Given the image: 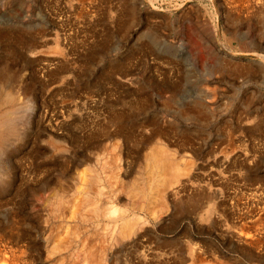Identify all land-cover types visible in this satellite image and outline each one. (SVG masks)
I'll use <instances>...</instances> for the list:
<instances>
[{"label":"rangeland","instance_id":"374dc122","mask_svg":"<svg viewBox=\"0 0 264 264\" xmlns=\"http://www.w3.org/2000/svg\"><path fill=\"white\" fill-rule=\"evenodd\" d=\"M6 90L0 264H264V0H0Z\"/></svg>","mask_w":264,"mask_h":264},{"label":"bare ground","instance_id":"6f19581e","mask_svg":"<svg viewBox=\"0 0 264 264\" xmlns=\"http://www.w3.org/2000/svg\"><path fill=\"white\" fill-rule=\"evenodd\" d=\"M128 4V3H127ZM126 24V23H125ZM17 35V34H16ZM32 38V37H31ZM32 43V42H31ZM31 45V44H30ZM31 50V49H30ZM31 52V51H30ZM11 90V89H10ZM4 92V91H3ZM19 92V91H18ZM1 100H0V148H2L3 147V145H4V142H5V136L6 135H12V134H16L17 133V128H16V126L14 125V119L12 118L13 117V114H15V111H14V109L15 108H13V109H8V110H5V108H3V107H5V106H11L10 108H12V107H15L14 105H15V100H14V96L12 95V92L11 91H8V90H6L5 91V93H4V96L2 97V98H0ZM28 106V105H27ZM22 107V106H21ZM20 108V107H19ZM18 108V109H19ZM22 109V108H21ZM27 108L25 107L24 109H22V110H26ZM22 110H20V111H22ZM23 111V112H24ZM14 112V113H13ZM19 115H20V113H19ZM15 118V117H14ZM20 120V119H19ZM50 124V123H49ZM53 130V129H52ZM54 131V130H53ZM126 132V131H125ZM89 136V135H88ZM56 139V138H55ZM76 140V139H75ZM57 141V140H56ZM59 142V141H58ZM52 144V143H51ZM56 146V145H55ZM157 148V147H156ZM154 149V148H153ZM160 150V149H159ZM158 150V151H159ZM153 151V150H152ZM151 151V152H152ZM2 152V151H1ZM160 152V151H159ZM153 153V152H152ZM159 155V154H158ZM158 155L157 154H155V153H153L151 156H153L155 159H158ZM161 155V157L163 156L162 154H160ZM165 158H167V157H165ZM153 160V159H152ZM158 161L159 162H162V161H160V159H158ZM167 161V160H166ZM169 161H171V160H169ZM154 162V161H153ZM167 163V162H166ZM170 162H168L167 164H169ZM176 164H178V162L176 163ZM151 166H152V163H151ZM10 167V166H9ZM173 167V166H172ZM174 167H176V166H174ZM163 168H165L164 167V165H163ZM166 168H168V167H166ZM177 168V167H176ZM175 168V169H176ZM185 168V167H184ZM146 169V168H145ZM173 169V168H172ZM178 169V168H177ZM176 169V170H177ZM91 170V169H90ZM89 170V171H90ZM153 170V169H152ZM174 170V169H173ZM92 171V170H91ZM90 171V172H91ZM163 171V170H162ZM175 171V170H174ZM180 171V170H179ZM186 171V170H185ZM185 171H183V172H185ZM188 171V170H187ZM4 172V171H3ZM88 172V170L86 171V173ZM167 172V171H166ZM170 172H172V171H170ZM169 173V172H168ZM177 173V172H176ZM171 174V173H170ZM98 175V174H97ZM175 175V174H174ZM184 175H185V173H184ZM88 176H89V174H88ZM156 176V175H155ZM87 177V175H85V178ZM90 178H91V176H89ZM152 177V176H151ZM174 177V176H173ZM148 178V177H147ZM153 178V177H152ZM155 178V177H154ZM165 178V177H164ZM96 179H98V178H96ZM1 180V179H0ZM82 180V179H81ZM148 180V179H147ZM153 180V179H152ZM155 180V179H154ZM85 181H86V179H85ZM178 181V180H177ZM76 182V181H75ZM80 182V181H79ZM82 182V181H81ZM87 182V181H86ZM85 182V183H86ZM150 183V182H149ZM156 183H158V182H156ZM177 183H179V182H177ZM169 184H170V182H169ZM171 184H172V182H171ZM172 185H174V184H172ZM154 186V185H153ZM77 187H78V184H77ZM89 187V186H88ZM91 187V186H90ZM89 187V188H90ZM101 187V186H100ZM155 187V186H154ZM133 188H135V187H133ZM162 188V187H161ZM91 189V188H90ZM93 189V188H92ZM101 189H103L102 187H101ZM100 189V190H101ZM145 189V188H144ZM160 189V188H159ZM167 189V188H166ZM188 189V188H187ZM76 190V189H75ZM86 190V189H85ZM96 190V189H95ZM135 190V189H134ZM74 191V190H73ZM87 191H89V190H87ZM132 191V190H131ZM86 192V191H85ZM97 192V191H96ZM101 192H102V190H101ZM137 192H138V190H137ZM143 192H145V191H143ZM147 192V191H146ZM160 192V191H159ZM71 193V192H70ZM73 193V192H72ZM87 193V192H86ZM162 193H163V191H162ZM67 194V193H66ZM81 194V193H80ZM92 194V193H91ZM133 194V193H132ZM139 194V193H138ZM160 194V193H159ZM201 194V193H200ZM84 195V194H83ZM100 195V194H99ZM161 195V194H160ZM54 196V195H53ZM59 196V195H58ZM57 196V197H58ZM73 196V195H72ZM85 196L86 195H84V198H85ZM90 196V195H89ZM100 196H102V195H100ZM198 196V195H197ZM103 197V196H102ZM156 197H158L157 195H156ZM201 197V196H200ZM73 198V197H72ZM81 198V197H80ZM96 198V197H95ZM94 198V199H95ZM162 198V197H161ZM164 198V197H163ZM79 199V198H78ZM83 199V198H82ZM81 199V200H82ZM60 200V199H59ZM58 200V201H59ZM80 200V201H81ZM85 200H87V199H85ZM89 200H90V197H89ZM92 200V199H91ZM243 200V199H242ZM84 201V200H83ZM82 201V202H83ZM137 201V200H136ZM57 202V201H56ZM60 202V201H59ZM87 202V201H86ZM85 202V203H86ZM138 202V201H137ZM66 203H67V201H66ZM97 203V202H96ZM95 203V204H96ZM136 203V202H135ZM140 203V202H139ZM162 203V202H161ZM57 204H59L58 202H57ZM68 204V203H67ZM66 204V205H67ZM77 204V203H76ZM98 204V203H97ZM150 204V203H149ZM54 206V205H53ZM59 206H60V204H59ZM84 206V205H83ZM129 206H131V205H129ZM134 206H135V204H134ZM140 206V205H139ZM91 207V206H90ZM89 207V208H90ZM132 207V206H131ZM136 207V206H135ZM65 208V207H64ZM93 208V207H92ZM96 208V207H95ZM114 208V207H113ZM88 209V208H87ZM91 209V208H90ZM94 209V208H93ZM137 209V208H136ZM135 209V210H136ZM150 209V208H149ZM66 209H64L63 211H65ZM89 210V209H88ZM133 210V209H132ZM96 211H97V209H96ZM95 211V212H96ZM101 211V210H100ZM139 211V210H138ZM56 212V211H55ZM59 212V211H58ZM93 212V211H92ZM137 212V211H136ZM141 212V211H140ZM101 213H103V211L101 212ZM253 213V212H252ZM113 214V213H112ZM89 215V214H88ZM102 215V214H101ZM107 215V214H106ZM120 215V214H119ZM109 216H111L110 214H109ZM98 217V216H97ZM104 217V216H103ZM112 217V216H111ZM200 217V216H199ZM124 218V217H123ZM127 218V217H126ZM87 219V218H86ZM121 220H123V219H121ZM124 220H126V219H124ZM123 220V225H124V228H125V222L127 221L128 222V220H126V221H124ZM120 221V220H119ZM88 222V221H87ZM120 222V223H121ZM136 222L137 221H134V223L136 224ZM129 223V222H128ZM131 224H134L133 222H130ZM130 223L128 224L129 225V227H130ZM133 226V225H132ZM121 228V227H120ZM257 229V228H256ZM81 230V229H80ZM122 231V230H121ZM120 231V232H121ZM131 231V230H130ZM129 231V232H130ZM81 232H82V230H81ZM75 233V232H74ZM80 233V232H79ZM118 233V232H117ZM244 233V232H243ZM72 235V234H71ZM75 235V234H74ZM88 235V234H87ZM128 235H130L129 233H128ZM128 235H126V236H128ZM252 240V239H251ZM90 244V243H89ZM89 246V245H88ZM89 253V252H88Z\"/></svg>","mask_w":264,"mask_h":264}]
</instances>
